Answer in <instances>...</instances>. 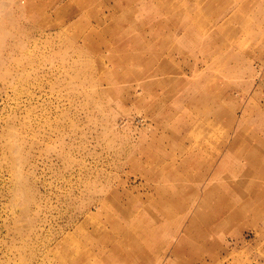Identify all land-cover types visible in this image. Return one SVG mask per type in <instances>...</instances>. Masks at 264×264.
<instances>
[{
	"label": "rangeland",
	"instance_id": "rangeland-1",
	"mask_svg": "<svg viewBox=\"0 0 264 264\" xmlns=\"http://www.w3.org/2000/svg\"><path fill=\"white\" fill-rule=\"evenodd\" d=\"M263 147L264 0H0V264H264Z\"/></svg>",
	"mask_w": 264,
	"mask_h": 264
},
{
	"label": "bare ground",
	"instance_id": "bare-ground-1",
	"mask_svg": "<svg viewBox=\"0 0 264 264\" xmlns=\"http://www.w3.org/2000/svg\"><path fill=\"white\" fill-rule=\"evenodd\" d=\"M151 70V69H150ZM157 71V70H156ZM152 92V91H151ZM234 119V118H233ZM233 143V142H232ZM231 143V144H232ZM262 146L263 145H261V154L259 155V156H261L262 154H263V152H262ZM227 147H228V150L231 148V146H230V144H228L227 145ZM264 148V147H263ZM190 161V160H189ZM255 161L257 162V159H255ZM185 162H186V160H185ZM188 163V162H187ZM195 164H194V166L197 164V161L196 162H194ZM198 165V164H197ZM223 166H222V164L221 163H219L217 166H215L214 167V165L212 164L211 165V168L209 169V170H206L207 171V173L206 174H204V175H201V179L199 178V177H196L195 179H196V181H197V183H198V185H197V188H198V191H200L201 190V188L203 187V185H204V190L206 191V192H210V193H215V191H218V185L215 183L216 181V179H220V177L218 176V171H219V169L220 168H222ZM240 168H238L237 169V171H234L231 175H229L228 174V176H240V177H242V180L244 181V182H247V183H253L254 182V177H253V179H251V180H249V179H247V177H249L250 175H251V172L250 171H248L246 168H244V167H242V169L241 170H239ZM202 178H204V181H206V180H208V182L207 183H205V184H202ZM225 180H226V182H224V190H222V194H227V192H232L233 193V196L229 199V201L227 202L228 203V205H227V207H228V214H226V217H232V216H234V217H238L239 216V213H241L240 211H236L235 213H234V211H232L231 212V210H234L236 207H234V208H232V203H235L236 204V202L235 201H237V200H240L241 198H242V196H241V194H240V192H237L238 191V187H236L235 185H233V184H236L235 183V181L233 180V181H231L230 179H227V178H225ZM257 181V180H256ZM196 191H197V189H196ZM195 191V192H196ZM198 191H197V193H198ZM188 192V191H187ZM190 192V191H189ZM234 194H236V196H234ZM192 195V194H191ZM256 196H258V193H256ZM249 199H250V197H249ZM256 199H258L259 200V198H256ZM261 199H264V197L263 198H261ZM248 204V202H246L244 205L246 206ZM224 212H225V209L221 212L222 213V215L224 214ZM238 215V216H237ZM219 216H221V215H219Z\"/></svg>",
	"mask_w": 264,
	"mask_h": 264
}]
</instances>
